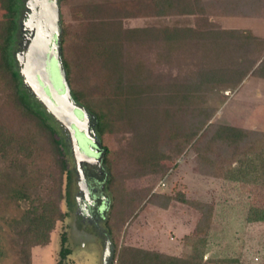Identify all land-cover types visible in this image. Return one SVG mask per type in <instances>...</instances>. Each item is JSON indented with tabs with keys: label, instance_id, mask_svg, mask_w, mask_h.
Wrapping results in <instances>:
<instances>
[{
	"label": "rangeland",
	"instance_id": "374dc122",
	"mask_svg": "<svg viewBox=\"0 0 264 264\" xmlns=\"http://www.w3.org/2000/svg\"><path fill=\"white\" fill-rule=\"evenodd\" d=\"M93 1L104 0H59L60 24L66 28L63 53L70 66V86L78 92L82 103L90 104L94 110L104 108L109 113L103 131L98 134L101 144L107 148L103 160L107 175L103 183L108 206L102 212L104 217L82 218L81 213L73 211L76 176L70 148L66 154L53 150L37 120L18 104L14 92L16 81L0 72V128L5 126L13 140L10 147L0 144V264H25L20 246L24 231L31 224L32 200L37 192L56 198L57 191L62 196L58 206L66 215L55 221L47 244L32 247L31 264H102L105 222L117 250L115 256L121 246H136L184 257L193 251L195 238L205 237L204 246L199 247L204 264H230L232 259H237L238 264H264V222L247 219L252 204L264 206V188L251 190L241 188L240 183L230 184L190 146L176 152L174 145H166L156 156L145 154L136 135L141 129L144 134L141 136L151 139L152 125L149 120L139 125L129 115L131 107L137 108L144 101L135 97L128 100V94L120 92L130 91L125 89L126 85L118 91L115 79L110 78L111 72L104 70L103 63L97 57L85 59L81 53V25L95 17L81 8ZM106 1L119 4L124 1V7L128 6V15L118 18L113 11L104 18L106 21L117 18L127 29H183L202 24V11L208 17L202 0H192L198 2L194 15L174 14L172 10L158 14L151 5L152 0ZM23 10L24 7L19 22ZM4 13L0 0V21ZM189 34L187 45L182 46L178 36L176 43L167 45L162 31L152 32L144 39L137 37L136 44L128 49L129 63L122 72V83L136 79L158 94L162 106L180 110L175 109L178 112H173L172 119L167 120L168 127H161L159 146L169 134L167 128L182 138L187 124L194 121L193 111L200 107L212 111L209 122L264 131V77L258 74V62L235 88L221 85L213 94L183 105L163 97L180 79L191 78L202 64L208 66L214 58H218L217 63L223 62L219 57H226L230 52L224 54L215 50L216 47L202 45L193 38L192 32ZM247 40L248 56L252 57L257 45ZM19 41L20 28L12 45L15 58ZM52 77L58 86L54 68ZM114 92L118 96L108 108L104 98H113ZM49 122L55 127L57 138L66 139L65 131L56 121L49 119ZM61 157L66 158L72 169L69 199L64 194L67 177L59 164ZM181 197L186 201H181ZM63 234L65 246L70 249L64 257L59 254ZM187 235L192 239L185 240ZM112 263H116V257Z\"/></svg>",
	"mask_w": 264,
	"mask_h": 264
},
{
	"label": "trees",
	"instance_id": "16d2710c",
	"mask_svg": "<svg viewBox=\"0 0 264 264\" xmlns=\"http://www.w3.org/2000/svg\"><path fill=\"white\" fill-rule=\"evenodd\" d=\"M2 3L5 9V16L0 21V72L4 76L8 75L11 81H16L14 92L18 104L26 114L33 116L37 120L40 128L47 134L48 141L52 143L53 150L56 153L66 154L69 149L67 139L57 138L56 129L49 122V119H55L45 111L43 106L24 87L16 58L13 55V40L15 33L20 28L18 19L21 9L25 5V0H2ZM123 3L124 1H121L120 4L106 0L102 2L93 1L90 6L82 7L81 10L84 13H91V16L94 15L95 17L81 25L82 35H80L79 47L85 59L97 57V60L103 63L104 66L102 65V67L104 70L111 72L110 78L113 77L115 79V86L118 88V91L122 86L126 85L125 89L128 88L130 91L120 92L121 94H128V100L131 98L134 99L135 97L136 100L144 101L141 103V106H137V108L131 107L133 110L129 109V115L139 125L141 123L142 125L145 124L144 122H148V120L152 125L150 130L151 139H144L141 136L144 135L141 129L137 132L136 139L139 141L141 149L150 157L156 156L160 149L166 145H174L176 152H180L187 146H190L208 163L210 168L219 170L222 178L229 181L230 184L240 183L241 188L249 187L251 190L253 188H264V131L209 122L212 111L206 110L205 107H200L195 109L197 111H193L195 115L194 121L187 124L186 129H184V136L181 138L176 132L170 131L171 129L168 130L167 128L169 134L167 133L168 136H166L165 141L160 147L161 127L167 126V120L172 119L173 112L178 109L172 108L170 110L167 106H162L159 103L160 99L158 94H155L153 90L149 91L147 86L140 85V82L136 79H129L130 81L128 80L123 83L121 81L123 76L122 72L127 69L129 63V46L136 44L137 37L144 39V37L151 35L152 32L161 33L162 31L165 35V37H162L167 42V45L176 43L179 38L182 46L187 45L186 40L188 41V35L192 32L193 38L202 45L216 47L215 50L222 51L223 53L230 51L226 53V57H219V60H224L223 62H218L220 63L218 64V58H214V60H211L213 64L210 63L208 66L202 64L193 72L194 75L191 78L185 80L180 79L163 96L167 100L173 99V101H177L176 103L178 105H183L213 94L221 85L227 88H235L257 62L258 74L264 77V38L255 36L248 30L223 29L218 22L212 21L209 17L204 16L203 11L201 13L202 24L198 23V25L186 26L183 29L173 28L169 31L165 29L153 31L152 28L147 27L127 29L122 27L120 20L117 18L112 17L110 21L104 19L108 14L111 16L113 11H115V15L118 18L128 15L129 8L127 5L124 7ZM139 3L141 2L139 1ZM197 4L198 2L192 0H152L151 2L152 7L158 14L171 13L173 11L174 14L194 15ZM60 26L62 62L72 97L94 116L96 121L95 131L100 135L109 113L104 108L94 110L90 104L82 103L78 92L70 86V66L63 53L66 28L63 24H60ZM192 29H196V31ZM247 39L252 40L257 45L256 52L252 57L248 56L250 54V44ZM225 45L230 46L225 49ZM226 59L230 62L227 63ZM115 96H118V94L114 92L113 98L111 97L110 99L107 96L106 99L104 98L106 107L110 108L109 106L116 101ZM146 117L148 119L144 120ZM157 125L158 129L155 130L154 126L156 127ZM10 134L12 133L8 132L5 126H1V146L10 147L12 145L13 140L9 136ZM14 140L16 141V139ZM103 149L104 160L107 153L105 145H103ZM59 164L62 170L66 172L67 189L64 194L65 198L69 199L70 192L68 187L72 181V169L69 168L64 157H61ZM251 185L256 186L253 187ZM54 197L51 195L43 196L37 192L32 200L33 205L30 212L31 224L24 231L20 246V253L23 255L25 264H31L32 247L47 244L50 240V232L53 229L55 221L61 220L66 215L58 206V201L62 197L60 192L57 191L56 198ZM180 200L186 201L183 197ZM198 205L203 206V204ZM165 206L166 204L163 205V207ZM247 219L249 221L264 222V206L252 204L249 208ZM104 225L105 227L103 229L113 244V255L109 264H113L112 262L115 257V264H204L202 260L203 253L202 250H199V247L204 246L206 242L205 237L195 238L193 240V251L184 257L173 256L136 246H121L115 256L117 250L115 251L114 242L110 237L111 230L107 222ZM186 239L191 240L192 238L187 235L185 236ZM65 242L66 237L63 234L59 251L62 257L70 253V249L65 246ZM229 263L238 264V260L232 259Z\"/></svg>",
	"mask_w": 264,
	"mask_h": 264
},
{
	"label": "water",
	"instance_id": "95a60500",
	"mask_svg": "<svg viewBox=\"0 0 264 264\" xmlns=\"http://www.w3.org/2000/svg\"><path fill=\"white\" fill-rule=\"evenodd\" d=\"M22 29L30 31L28 43L16 53L19 74L24 87L43 106L45 111L66 130V138L73 158L82 190H86L82 162L92 156L82 150L76 133L89 140L100 150V143L90 135L88 129L94 116L77 103L71 94L61 56L60 6L58 0H27L26 17ZM51 60L59 78L55 85L50 68ZM80 112V116L76 113ZM93 131V130H92ZM95 133V132H94ZM90 150V148L88 147ZM113 255V244L104 233L102 264H109Z\"/></svg>",
	"mask_w": 264,
	"mask_h": 264
},
{
	"label": "flooded vegetation",
	"instance_id": "af4514ba",
	"mask_svg": "<svg viewBox=\"0 0 264 264\" xmlns=\"http://www.w3.org/2000/svg\"><path fill=\"white\" fill-rule=\"evenodd\" d=\"M26 1L24 5V10L22 13L21 21H20V41L18 42V50L22 49L23 45L28 43L30 35V31L23 30L22 29V22L24 18L26 17ZM50 68L52 71V68L54 67V61L51 60L50 62ZM76 113L80 116V112L76 111ZM93 120L91 119L90 125H89V133L91 136H93L99 143H100V150L99 152H96L95 146L86 138H84L82 135L77 134L79 143L82 146V150L89 154V159H85V161L82 162L83 166V181L86 184L85 191L81 189L79 178L77 175L76 170L74 169L75 176H76V191L73 194V211L77 214H80L82 218L85 217H92L93 215L96 216H103L102 212L106 210L109 199L107 195L105 194V186H104V179L107 175V172L104 170L103 166V157H104V149L103 145L101 144L100 138L95 131V126H92ZM60 126V125H59ZM61 127V126H60ZM62 128V127H61ZM65 131L64 128H62ZM93 130V131H92ZM95 132V133H94ZM67 139V138H66ZM80 140L82 142H80ZM90 148V150L88 149Z\"/></svg>",
	"mask_w": 264,
	"mask_h": 264
},
{
	"label": "crops",
	"instance_id": "0c3cea01",
	"mask_svg": "<svg viewBox=\"0 0 264 264\" xmlns=\"http://www.w3.org/2000/svg\"><path fill=\"white\" fill-rule=\"evenodd\" d=\"M209 19L223 29L248 30L264 38V0H202Z\"/></svg>",
	"mask_w": 264,
	"mask_h": 264
}]
</instances>
